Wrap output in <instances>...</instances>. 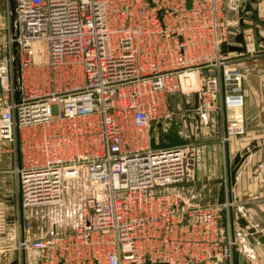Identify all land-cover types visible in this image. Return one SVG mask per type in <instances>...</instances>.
Listing matches in <instances>:
<instances>
[{"label":"built area","instance_id":"2783aa9c","mask_svg":"<svg viewBox=\"0 0 264 264\" xmlns=\"http://www.w3.org/2000/svg\"><path fill=\"white\" fill-rule=\"evenodd\" d=\"M248 2L15 0L0 51V137L13 144L20 261L233 264L223 219L233 202L187 197L199 141L188 131L171 144L161 126L176 93L189 96L190 129L214 113L222 144L245 132L244 64L264 51L244 24ZM239 32L243 51L221 52ZM80 183L75 224L36 232L27 210L66 206L67 185Z\"/></svg>","mask_w":264,"mask_h":264},{"label":"crops","instance_id":"0c3cea01","mask_svg":"<svg viewBox=\"0 0 264 264\" xmlns=\"http://www.w3.org/2000/svg\"><path fill=\"white\" fill-rule=\"evenodd\" d=\"M260 1L259 18L264 21V0ZM9 11V0H0V51L5 48ZM246 17L244 24L251 25L253 29L255 27L257 39L264 45V22H254L250 11ZM242 83L244 133L222 144L218 139L219 125L214 113L209 114L205 123L197 121L194 123H198L197 126L192 129L188 125V131L191 132L188 133L199 141L195 157L197 180L187 184L184 191L195 203L226 199L232 201L233 205L224 211L223 219L230 221L229 229L236 240L233 262L264 264V243L258 241V236L264 234V51L245 61ZM1 107L0 103V115ZM175 129L185 138L186 135L179 128ZM1 150L0 144V264H38V255L26 252L21 255L20 261V256L12 247L14 229L10 231V225L15 218L16 204L14 190L12 197H4ZM13 161L14 158L12 166ZM11 200L13 203L9 208L10 202L7 201ZM9 215H12L11 222ZM218 264L228 262L221 261Z\"/></svg>","mask_w":264,"mask_h":264},{"label":"rangeland","instance_id":"374dc122","mask_svg":"<svg viewBox=\"0 0 264 264\" xmlns=\"http://www.w3.org/2000/svg\"><path fill=\"white\" fill-rule=\"evenodd\" d=\"M252 5H255V7H261L259 6L260 0H251ZM239 10H242L240 7ZM226 16L230 20L236 19L235 11L228 10L226 13ZM41 57V58H40ZM41 60H43V57L40 56ZM170 98V107H171V116L169 119L165 120L161 126V129L163 126H168L170 129L179 128L182 134L187 135L188 133V125L189 120L183 116V108L186 106L189 100L188 95H180V94H173ZM3 106V105H2ZM176 130V129H175ZM184 135V136H185ZM1 139V151L3 155V174H4V197H12L11 194H13L14 190V174L12 171V159H13V144L6 138ZM79 187H74L73 184H69L66 187V206L57 204H46V205H40L31 209L27 210V218L32 222L34 226V230L38 233H41V229L47 225H59L65 223L67 226L71 227L75 224V220L78 218V212H79V206L82 201V198L84 196V189L82 186V183L75 184ZM78 189V190H77ZM12 199V198H11ZM10 202L9 208L12 206V200L7 201ZM6 203V201H4ZM10 222L12 219V215L8 216ZM15 218L13 217V220L10 225V231L14 229L15 231V225L12 226V223H14ZM12 228V230H11ZM44 229V228H43Z\"/></svg>","mask_w":264,"mask_h":264},{"label":"water","instance_id":"95a60500","mask_svg":"<svg viewBox=\"0 0 264 264\" xmlns=\"http://www.w3.org/2000/svg\"><path fill=\"white\" fill-rule=\"evenodd\" d=\"M188 6L190 4V1L187 2ZM9 5H10V10L12 15L14 14V8H15V0H9ZM245 9L247 11H250L251 13V19L254 22H264L261 21L259 18V7H252V3L248 2L245 5ZM254 33L257 36V30L254 27ZM243 34L242 32H239L235 38H234V43L233 44H226L222 43L220 46L221 52L226 53V52H242L243 51ZM15 45V44H14ZM261 50H264V46L260 47ZM195 99L197 100V94H195ZM166 139L169 140V143L171 144H176V143H182L185 142L186 139L182 137L178 131L176 130H169L168 133L164 135ZM223 213V212H222ZM258 241L260 243H264V234H261L258 236ZM243 255H240V260L242 261ZM233 264H238L237 262H233Z\"/></svg>","mask_w":264,"mask_h":264}]
</instances>
